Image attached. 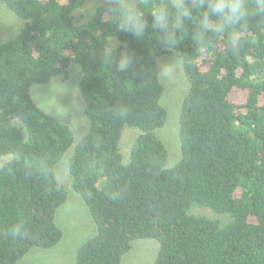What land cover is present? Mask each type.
I'll list each match as a JSON object with an SVG mask.
<instances>
[{
  "label": "trees",
  "instance_id": "obj_1",
  "mask_svg": "<svg viewBox=\"0 0 264 264\" xmlns=\"http://www.w3.org/2000/svg\"><path fill=\"white\" fill-rule=\"evenodd\" d=\"M87 2L0 0L21 21L0 42V264L59 244L55 218L69 190L95 226L73 264H120L138 240L156 242L153 264H264V28L254 18L238 53L221 35L208 57H198L191 22L169 49L151 29L145 40L117 31L101 19L100 2L96 15L75 21ZM110 39L117 56L132 57L128 71L104 62ZM172 53L187 88L177 112L178 156L168 165L156 135L168 118L158 62ZM71 67L87 122L78 136L31 95L35 86L67 80ZM234 89L245 91L243 102L230 99ZM125 130L133 138L123 154ZM20 222L23 238L13 239Z\"/></svg>",
  "mask_w": 264,
  "mask_h": 264
},
{
  "label": "rangeland",
  "instance_id": "obj_2",
  "mask_svg": "<svg viewBox=\"0 0 264 264\" xmlns=\"http://www.w3.org/2000/svg\"><path fill=\"white\" fill-rule=\"evenodd\" d=\"M99 0H88L85 7L78 10L75 21L82 22L90 7H95ZM21 26V21L11 10L0 5V42L13 37ZM159 76L165 86V95L162 104L168 110L165 127L156 131L169 150L168 165H172L178 156V108L186 92V79L183 73L180 58L172 53L162 57L159 62ZM78 71L71 67L67 80L57 79L44 86H35L31 95L35 103L43 110L53 114L61 121L67 123L75 132V136L82 134L87 126L83 115V102L78 86ZM246 93L244 90L234 89L230 99L235 103L243 102ZM133 138L130 130H125L121 139V152L126 154ZM5 158H0V165ZM59 164V163H58ZM57 177L65 186L69 187L71 179L64 166H57ZM198 212V210L196 209ZM202 213L210 217L223 220L222 216L213 215L208 210ZM55 221L62 229L63 237L59 244L49 250H32L17 264H73L77 247L95 232V226L80 197L69 190L65 203L59 207ZM157 251L154 240H138L132 243V250L125 254L120 264H153Z\"/></svg>",
  "mask_w": 264,
  "mask_h": 264
},
{
  "label": "clouds",
  "instance_id": "obj_3",
  "mask_svg": "<svg viewBox=\"0 0 264 264\" xmlns=\"http://www.w3.org/2000/svg\"><path fill=\"white\" fill-rule=\"evenodd\" d=\"M103 9L101 19L117 31L127 33L137 40H145L149 29L158 33L161 45L173 49L188 34L191 22L197 42L196 55L208 57L207 46L213 38L223 35L227 46L238 53L247 40L250 21L256 19L257 27L264 28V0H164L152 4L150 11L144 7L151 0H99ZM97 9L90 7L86 16L96 15ZM149 17L151 18L149 20ZM106 64L115 66L119 73L128 71L133 59L127 53L116 55L110 39L100 52ZM22 222L12 226L10 237L23 238Z\"/></svg>",
  "mask_w": 264,
  "mask_h": 264
}]
</instances>
